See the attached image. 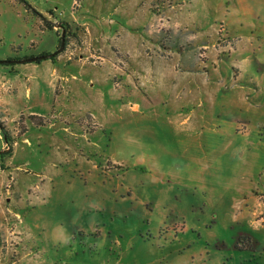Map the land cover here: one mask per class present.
I'll return each mask as SVG.
<instances>
[{"label": "rangeland", "instance_id": "obj_1", "mask_svg": "<svg viewBox=\"0 0 264 264\" xmlns=\"http://www.w3.org/2000/svg\"><path fill=\"white\" fill-rule=\"evenodd\" d=\"M187 2L188 30L173 0H0V71L55 53L42 19L109 45L96 117L44 87L0 111V264H264V0Z\"/></svg>", "mask_w": 264, "mask_h": 264}, {"label": "crops", "instance_id": "obj_2", "mask_svg": "<svg viewBox=\"0 0 264 264\" xmlns=\"http://www.w3.org/2000/svg\"><path fill=\"white\" fill-rule=\"evenodd\" d=\"M175 1H176V5H174ZM187 1L188 0H173V4L169 5L167 12L177 13L175 18L177 19L179 24H181L183 27H185L188 30V28L194 27L197 25V23L201 22L200 19H204V17L202 15L201 17L195 15L190 16L189 14L184 15L183 12L185 9L190 8L192 13H194L196 9L193 8L192 3H188ZM196 1L204 2L207 0H196ZM196 7H199L198 2L196 3ZM174 9L177 10L174 11ZM88 20L89 19H73L69 23H66V21H59L57 19L51 20L54 21L56 23L55 24L53 22L50 23L47 20L42 19L38 21L37 29L43 30L44 28L45 30L49 28L53 31H56L57 35L59 36V29L60 27H62L64 28V39L66 37V40L68 39V35H69L68 33L72 34L74 28L76 29V32L77 29H79L76 36L78 38H81L86 43L87 40L92 41L91 39L92 38L91 34H93L92 31L97 30L98 27L95 23L89 24L90 22H88ZM109 23H112V21H109ZM90 25H92L93 27H91ZM198 29L200 30L201 28L198 27ZM201 34L206 36L204 32H201ZM104 39H102V42L101 41L95 43L93 41L90 43L88 42L86 43L87 47L86 46L78 47L77 49H73V50L67 48L65 52H63L62 54L59 53L60 55L59 54L56 55L58 57L55 56L53 61L48 59L46 63H42L41 61L40 63L35 62V63H25V64H20L18 62H15L13 63V65L19 64L21 65V67L18 68L13 67L10 70H7V68L1 70L0 71V111L5 110V112H7V115L11 112L10 106H12L15 101L17 102L18 98H14V96H16V94L17 97L20 96L19 90H21V94L24 95L25 98H30L33 95L39 99L41 95L40 94L41 88L44 87L46 89V92L48 91L50 97L54 99H56L58 95H60V97L65 99L67 98L70 101L78 100L80 102V98H84L83 95H88L87 97L88 98L90 97L91 100L90 102L83 104L82 109L79 108V111H77V109L72 108L73 106L71 105L61 106L64 111L63 113L66 115V114H73L74 112L82 111L88 113L89 115H92L93 117H96V113L100 112V110H103L102 108H104L105 95H109V94L108 93L103 94L100 86H98V85H106V79L103 82L97 81V79L95 78L91 80H85L87 75L93 73L97 67L100 68V63L90 61L89 57H87L86 54H89L88 56L93 57L92 52L93 51L97 52L98 50H100L101 53L103 52L104 54V52L109 49L108 42ZM235 39L238 40L239 42L241 40L240 37H237ZM244 46H246V44L242 43L241 48L238 47L232 49V51L229 54L243 53L244 51H246V47L244 48ZM223 50L225 49L223 48L219 52H223ZM239 50L242 51L239 52ZM44 55L46 54H41V56ZM238 64H241V62H239ZM42 96L45 97V94L41 95V97ZM42 102H44L43 99ZM50 103L52 105L54 104L53 102L49 101V104ZM46 104H48V102H46ZM137 108L138 107L136 105L133 106L134 110ZM47 112H49V110H47ZM53 113L54 110L51 111V114ZM28 115L30 118H34L35 120H46L45 119L46 117L40 111L38 112L35 110H30ZM50 117H52V115ZM43 124H46V122L43 121ZM43 124H41V126ZM51 126H53V124ZM24 142H27V139H24Z\"/></svg>", "mask_w": 264, "mask_h": 264}, {"label": "trees", "instance_id": "obj_3", "mask_svg": "<svg viewBox=\"0 0 264 264\" xmlns=\"http://www.w3.org/2000/svg\"><path fill=\"white\" fill-rule=\"evenodd\" d=\"M63 30H64V28H63ZM65 36H67V35H65ZM65 42H66V37H65ZM60 43H61V37L59 38V42H58L59 46H60ZM54 58H55V56L50 58L49 60L53 61ZM2 62L3 63L1 65H10L11 64L10 60H6V61H2ZM40 62H36V63H40ZM13 63H15V62L13 61ZM34 125L41 126L40 124H36V123ZM25 132H26V129L24 128L22 134H24ZM0 136H1V138L3 140V144H4V148L0 149V154H7L8 156L11 155V152H12L11 146H12L13 139L9 135V132L7 131V129L5 128V126L1 122H0Z\"/></svg>", "mask_w": 264, "mask_h": 264}, {"label": "water", "instance_id": "obj_4", "mask_svg": "<svg viewBox=\"0 0 264 264\" xmlns=\"http://www.w3.org/2000/svg\"><path fill=\"white\" fill-rule=\"evenodd\" d=\"M65 47V39H64V35L61 37V43H60V46L59 48L55 51V53L53 54H50V55H44V56H39V57H36V58H31V59H27V60H21V61H18V63L20 64H25V63H35V62H40V61H43V60H48L56 55H58L60 52L63 51ZM3 62L0 61V65L2 64Z\"/></svg>", "mask_w": 264, "mask_h": 264}]
</instances>
